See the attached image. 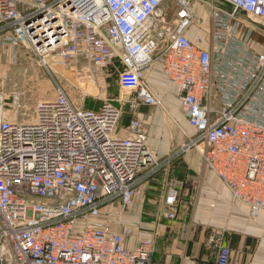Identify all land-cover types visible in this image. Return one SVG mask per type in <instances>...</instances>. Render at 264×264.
<instances>
[{
	"label": "built area",
	"instance_id": "built-area-1",
	"mask_svg": "<svg viewBox=\"0 0 264 264\" xmlns=\"http://www.w3.org/2000/svg\"><path fill=\"white\" fill-rule=\"evenodd\" d=\"M0 0L3 43L37 61L111 67L127 98L75 104L62 90L36 103L30 120L0 116V264H154V241L129 247L127 207L164 163L203 145L209 168L232 196L264 210V0H204L211 46L188 35L194 0ZM83 62V61H82ZM159 63L195 133L161 157L135 109L162 98L148 81ZM134 112L119 133L126 106ZM168 215L176 216L175 195ZM217 264L232 249L211 236Z\"/></svg>",
	"mask_w": 264,
	"mask_h": 264
},
{
	"label": "crops",
	"instance_id": "crops-1",
	"mask_svg": "<svg viewBox=\"0 0 264 264\" xmlns=\"http://www.w3.org/2000/svg\"><path fill=\"white\" fill-rule=\"evenodd\" d=\"M173 3V0L164 3L169 17L173 14ZM193 8L196 21L188 35L201 47L208 48L212 28L210 8L204 0H194ZM24 61L37 59L23 45L0 49V73L6 72L10 63L23 65ZM147 78L155 91L161 83H166L175 86L178 93V87L167 81L159 63L154 64ZM170 95H165L168 104L178 116L186 118L179 97ZM145 113L140 110L141 116ZM150 117L149 120H155ZM187 128L194 129L189 122ZM119 133L125 134L126 127L120 126ZM194 133L195 129L184 139L177 130L171 138H153L150 147L161 157L169 156ZM203 152V145L180 152L170 162L166 161L135 195L122 218L121 229L124 226L131 229L125 238L126 245L134 247L142 238H151L154 264H217V249L210 237L220 236L232 249L230 264H264V210L258 219H252L249 206L232 196L227 185L205 162ZM171 193L175 195V217L168 215L173 210L167 202Z\"/></svg>",
	"mask_w": 264,
	"mask_h": 264
},
{
	"label": "rangeland",
	"instance_id": "rangeland-1",
	"mask_svg": "<svg viewBox=\"0 0 264 264\" xmlns=\"http://www.w3.org/2000/svg\"><path fill=\"white\" fill-rule=\"evenodd\" d=\"M256 36L258 40L264 41L261 34ZM2 38L0 36V49L13 46L10 42L2 44ZM49 63L53 70L41 61H24L23 65L10 63L6 72L0 73V116L11 120H30L36 103L42 99L54 98L57 90L65 92L77 105L94 108L100 107L106 101L119 106V99L128 97L120 86L118 75L111 67H100L92 61H72L69 65H61L55 61ZM156 92L162 96L160 104H141L135 109L136 115L143 121L149 146L153 138H171L177 130L184 139L187 138L194 129L187 128L188 120L178 116L165 97L171 96V93L177 97L176 87L161 83ZM140 110L146 111L144 116H141ZM133 113L131 104H128L119 128L128 125ZM150 116L155 117V120H149Z\"/></svg>",
	"mask_w": 264,
	"mask_h": 264
}]
</instances>
